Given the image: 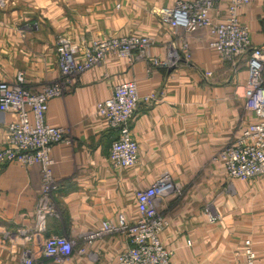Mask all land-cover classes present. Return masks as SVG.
I'll list each match as a JSON object with an SVG mask.
<instances>
[{"label":"crops","instance_id":"1","mask_svg":"<svg viewBox=\"0 0 264 264\" xmlns=\"http://www.w3.org/2000/svg\"><path fill=\"white\" fill-rule=\"evenodd\" d=\"M181 0H0V83L23 74L31 92L61 79L59 42L79 45L112 37H151L147 57L131 63L109 56L104 63L71 78V90L49 102L46 123L72 131L71 144H57L51 157L59 189L49 198L44 228L37 213L42 197L41 167L0 164V264H22L25 249L36 264H118L130 241L123 235L102 237L85 255L74 251L57 263L44 256L53 235L78 241L124 214L138 220L136 194L170 175L173 190L157 201L169 221L160 238L173 253L172 264H235L245 261V243L264 264V178L230 180L216 160L243 129L258 122L245 108L246 61H225L211 48L209 29L174 30L164 9ZM185 1V0H184ZM256 46L264 45V0H251L238 11ZM230 17L228 3L212 11L215 23ZM188 45L191 57L183 52ZM166 63L154 66L152 60ZM207 73H212L207 77ZM135 82L141 103L132 123L139 160L132 168L109 161L117 132L98 114L117 86ZM13 113H0V150ZM223 187L227 190L221 191ZM208 212L218 217L209 223Z\"/></svg>","mask_w":264,"mask_h":264},{"label":"built area","instance_id":"2","mask_svg":"<svg viewBox=\"0 0 264 264\" xmlns=\"http://www.w3.org/2000/svg\"><path fill=\"white\" fill-rule=\"evenodd\" d=\"M227 2L230 13L224 23H215L212 11L219 3ZM251 0H181L161 14L167 18L174 30L182 29L195 33L209 29L213 37L211 48L233 65L246 61L248 80L244 86L245 108L252 111L259 121L248 124L241 136L224 148L216 160L225 167L230 180L252 181L264 178V45L256 46L251 40L250 30L243 25L238 11ZM154 40L148 36L126 35L105 40H95L79 45L62 38L59 42L58 67L61 79L46 85L41 91L31 92L25 87L23 74L15 83H0V113H13L16 120L7 126L4 148L0 150V164H20L24 167H41L42 200L37 213L40 215V229L44 228L49 198L59 189L53 174L52 149L57 144H71L72 131L65 127H51L46 123L49 102L71 90V78L101 65L109 56L127 59L131 63L145 58ZM185 57L191 54L188 45L183 47ZM154 66L166 63L152 60ZM212 73H207L211 77ZM157 96L140 97L135 82H127L115 88L112 98L98 105V114L110 128L117 132L112 143L109 161L115 168H132L139 160V145L132 134V123L141 103L157 104ZM173 190L170 175H162L152 186L136 194L138 220L130 222L120 214L116 222L104 221L94 232L83 237V245L63 236L53 235L45 240L43 254L57 263L68 261L74 251L85 255L88 247L102 237L123 235L130 246L119 257L118 264H172L173 253L168 251L161 234L169 226L157 210V201ZM209 223L218 222V217L208 212ZM245 261L235 264H256L257 255L250 241L245 243ZM33 250L22 252V264H36Z\"/></svg>","mask_w":264,"mask_h":264},{"label":"rangeland","instance_id":"3","mask_svg":"<svg viewBox=\"0 0 264 264\" xmlns=\"http://www.w3.org/2000/svg\"><path fill=\"white\" fill-rule=\"evenodd\" d=\"M225 190H227V187H223V189H222L221 191L223 192V191H225Z\"/></svg>","mask_w":264,"mask_h":264}]
</instances>
